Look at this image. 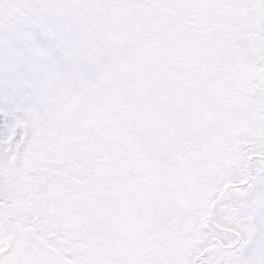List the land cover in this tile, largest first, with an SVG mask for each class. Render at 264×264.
<instances>
[{
    "label": "snow or ice",
    "instance_id": "1",
    "mask_svg": "<svg viewBox=\"0 0 264 264\" xmlns=\"http://www.w3.org/2000/svg\"><path fill=\"white\" fill-rule=\"evenodd\" d=\"M0 264H264V0H0Z\"/></svg>",
    "mask_w": 264,
    "mask_h": 264
}]
</instances>
